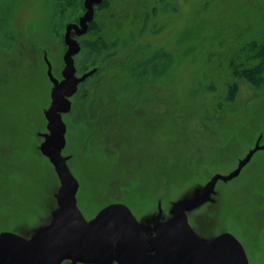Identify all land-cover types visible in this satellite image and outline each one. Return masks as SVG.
Returning a JSON list of instances; mask_svg holds the SVG:
<instances>
[{
    "label": "rangeland",
    "instance_id": "rangeland-1",
    "mask_svg": "<svg viewBox=\"0 0 264 264\" xmlns=\"http://www.w3.org/2000/svg\"><path fill=\"white\" fill-rule=\"evenodd\" d=\"M260 43L264 0H0V243L86 246L43 234L72 221L60 156L85 220L126 206L149 256L154 227L212 183L183 210L189 227L209 244L229 234L264 264V57L258 85L235 72ZM23 254L3 264H34Z\"/></svg>",
    "mask_w": 264,
    "mask_h": 264
},
{
    "label": "water",
    "instance_id": "water-1",
    "mask_svg": "<svg viewBox=\"0 0 264 264\" xmlns=\"http://www.w3.org/2000/svg\"><path fill=\"white\" fill-rule=\"evenodd\" d=\"M47 145L48 143H44L41 151L50 156L45 151ZM54 157V164L61 172L64 185L62 194L58 197L61 207L59 211L62 213L59 214L72 216V221L65 228H61L58 222H53L45 227L43 234L50 236L59 231L64 239L75 236L86 246H78L71 240L69 245L45 251L23 237L7 234L0 243V264L7 259L14 246H20L24 250L23 255L34 264H56L66 257L85 262H103L112 260L114 255L121 264H247L243 250L233 236L220 235L214 242L206 243L193 233L185 219L183 210L191 209L204 201L212 183L207 185L203 195L176 203L172 209V217L154 227L155 252L149 256L145 252L144 236L137 220L126 206L117 203L107 205L92 222L85 220L77 207L70 203L75 184L68 168L62 157ZM118 226L121 230L115 236Z\"/></svg>",
    "mask_w": 264,
    "mask_h": 264
},
{
    "label": "trees",
    "instance_id": "trees-1",
    "mask_svg": "<svg viewBox=\"0 0 264 264\" xmlns=\"http://www.w3.org/2000/svg\"><path fill=\"white\" fill-rule=\"evenodd\" d=\"M106 3L107 2H104L101 5L102 6L101 8L107 7ZM92 23L93 24H91V29L95 27L94 26L95 22L92 21ZM262 43H260L259 46L258 45L255 46L256 44L247 45V47L244 48L246 50L248 49L247 52H243V53H245V55L237 61V64H238L237 68L238 69L240 68V69L239 70H235V72H243L244 75L247 74L248 80L251 83H254V84H257V85H258V83H256V81L253 80V77L255 76V73L259 70V68L261 67L260 66L261 65V60L264 57V48H263L264 44H262ZM240 50H242V49H240ZM250 50H254L255 53L250 58L249 57L246 58V53H248V51H250ZM250 59L251 60L252 59H258V61L259 60L260 61L256 65H254L253 67H251V66L247 67L248 66L247 65V61L250 60Z\"/></svg>",
    "mask_w": 264,
    "mask_h": 264
},
{
    "label": "flooded vegetation",
    "instance_id": "flooded-vegetation-1",
    "mask_svg": "<svg viewBox=\"0 0 264 264\" xmlns=\"http://www.w3.org/2000/svg\"><path fill=\"white\" fill-rule=\"evenodd\" d=\"M118 230L116 229V234H115V236H117L118 235V232H117ZM145 247H146V244H145ZM146 249V248H145Z\"/></svg>",
    "mask_w": 264,
    "mask_h": 264
},
{
    "label": "bare ground",
    "instance_id": "bare-ground-1",
    "mask_svg": "<svg viewBox=\"0 0 264 264\" xmlns=\"http://www.w3.org/2000/svg\"><path fill=\"white\" fill-rule=\"evenodd\" d=\"M46 65H47V64H46ZM48 66H49V65H48ZM48 66H47V67H48Z\"/></svg>",
    "mask_w": 264,
    "mask_h": 264
}]
</instances>
